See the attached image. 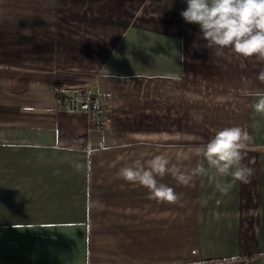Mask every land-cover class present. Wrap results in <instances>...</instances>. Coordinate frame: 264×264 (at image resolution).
I'll return each mask as SVG.
<instances>
[{
	"label": "crops",
	"instance_id": "0c3cea01",
	"mask_svg": "<svg viewBox=\"0 0 264 264\" xmlns=\"http://www.w3.org/2000/svg\"><path fill=\"white\" fill-rule=\"evenodd\" d=\"M149 1L0 0V264H264V113L244 94L264 92V60L208 48L186 0H154L172 24ZM81 85L108 102L103 131L61 105ZM233 126L252 136L249 183L158 176L169 204L117 177L161 154L191 169Z\"/></svg>",
	"mask_w": 264,
	"mask_h": 264
},
{
	"label": "clouds",
	"instance_id": "9594fccd",
	"mask_svg": "<svg viewBox=\"0 0 264 264\" xmlns=\"http://www.w3.org/2000/svg\"><path fill=\"white\" fill-rule=\"evenodd\" d=\"M186 3L187 9L181 12V16L187 23L199 25L208 48L216 46L218 50L230 49L245 59L256 57L264 60V0H186ZM258 79L264 81V72L259 73ZM244 94L258 97L251 107L255 112L264 113V92L245 91ZM196 119L203 120V116ZM251 141L252 136L246 128L225 127L217 131L208 143L195 149V155L203 159L191 169H181L161 154L121 168L117 177L147 188L150 199L177 204L180 195L172 187L158 183V176L170 174L178 183L192 186L195 177L214 169L218 176H231L234 181L249 183L253 170L242 161L243 150ZM87 151L91 155L94 150L89 146ZM177 159L189 160L190 156L179 152ZM232 187V183L216 184L221 194H227ZM238 259L236 256L226 257L222 264H237Z\"/></svg>",
	"mask_w": 264,
	"mask_h": 264
},
{
	"label": "built area",
	"instance_id": "2783aa9c",
	"mask_svg": "<svg viewBox=\"0 0 264 264\" xmlns=\"http://www.w3.org/2000/svg\"><path fill=\"white\" fill-rule=\"evenodd\" d=\"M59 99L66 112L86 113L91 130L103 131L107 127L108 102L103 96L95 93L91 85L67 89Z\"/></svg>",
	"mask_w": 264,
	"mask_h": 264
},
{
	"label": "rangeland",
	"instance_id": "374dc122",
	"mask_svg": "<svg viewBox=\"0 0 264 264\" xmlns=\"http://www.w3.org/2000/svg\"><path fill=\"white\" fill-rule=\"evenodd\" d=\"M150 1H151V3H148L149 5H146V8H147L146 12L150 11L151 9H158V13H160V15L164 16L167 21H168V16H169V23L170 24H172L174 22V21L172 22V20H171L172 9L170 7L163 9L165 2H162L160 4V6H157V4H159V3H156V1H154V0H150ZM157 7H159V8H157ZM153 13H155V12H153ZM170 24H167V25H170ZM93 166L94 165L91 164V168H93Z\"/></svg>",
	"mask_w": 264,
	"mask_h": 264
},
{
	"label": "trees",
	"instance_id": "16d2710c",
	"mask_svg": "<svg viewBox=\"0 0 264 264\" xmlns=\"http://www.w3.org/2000/svg\"><path fill=\"white\" fill-rule=\"evenodd\" d=\"M61 95L62 94H59V98H61ZM74 143H75V145H82V146H86L87 145V143H86V141H85V139L83 137L76 138Z\"/></svg>",
	"mask_w": 264,
	"mask_h": 264
}]
</instances>
